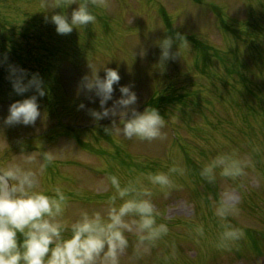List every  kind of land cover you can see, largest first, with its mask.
<instances>
[{"label": "rangeland", "instance_id": "374dc122", "mask_svg": "<svg viewBox=\"0 0 264 264\" xmlns=\"http://www.w3.org/2000/svg\"><path fill=\"white\" fill-rule=\"evenodd\" d=\"M78 3L67 9L56 8V12L66 11L70 16ZM109 3L104 10L95 8L89 0L97 24L60 35L54 23L42 22L46 21L42 17L51 12L49 8L40 9L43 3L30 8L23 5L18 10V0H0L1 16L14 23L30 19L25 23L27 28L21 25L11 27V31H16L14 37L21 44L30 47L33 69L26 58L28 67L18 68L23 64L19 60L18 66H11L28 75L44 73L41 77L46 90L39 99L43 121L38 119L35 126L4 125L8 102L31 96L34 90L17 95L12 84L16 78L13 68L0 56V95L18 98L0 99V156L20 135H38L58 123L93 126V132L56 130L43 142L48 144V155L54 157L50 173L59 183L52 185L60 186L68 198L62 222L70 225L81 210L106 214V201L113 192L109 175L119 176L125 184L142 180V174L183 167L185 176L176 177L183 187L167 196L157 193L153 198L162 221L170 228L169 235L142 259L134 256L136 237L130 236V247L121 255L120 264H264V256L257 255L264 250V0ZM11 7L15 8L13 16ZM43 24L49 26V34L47 29L40 39L37 33L45 32ZM19 34L23 38L19 39ZM177 34L183 39L173 43L174 58L161 67L158 41ZM45 62L50 70L39 71ZM91 65L101 77L105 75L104 66L119 68L121 80L114 85L113 100L107 106L121 97V85H134L138 100L133 107H155L168 121L164 139L148 142L107 134L105 128L113 123L122 127L120 116L94 121L89 110H101L99 97L92 102L89 96L94 93H78L82 77L91 75ZM82 102L84 109L79 108ZM233 152L252 163L245 176L236 180L218 176L215 183L201 177L206 162ZM56 159L63 160L61 165ZM23 160L26 165L19 164L20 158L15 165L0 161V168L31 170L42 184L44 177H40L35 157ZM231 194L238 197L239 214L221 220L215 215L216 207L222 197ZM229 223L246 235L231 245V250H223L217 247L219 234L222 225ZM200 226L204 228L203 237L196 236Z\"/></svg>", "mask_w": 264, "mask_h": 264}, {"label": "clouds", "instance_id": "9594fccd", "mask_svg": "<svg viewBox=\"0 0 264 264\" xmlns=\"http://www.w3.org/2000/svg\"><path fill=\"white\" fill-rule=\"evenodd\" d=\"M78 0H44L42 8L67 9ZM95 8L107 10L109 0H91ZM56 25L60 35L72 33L74 29H85L89 24H97V16L89 6V0H79L78 7L69 14L66 11L53 13L45 17ZM177 34L175 38L167 36L158 41L161 50V67L164 61L174 58L171 49L175 40H182ZM105 75L91 65V75L82 77L78 85L79 92L94 93L89 96L92 102L99 97L101 110L90 109L94 121L120 116L122 127L113 123L105 128L109 135L122 136L126 140L152 142L164 139L163 130L168 121L155 108L147 107L138 111V96L133 91L134 85H121V97L111 107L108 101L113 100L114 85H119L121 75L119 68L104 66ZM13 90L24 96L30 90L34 94L17 100L9 106L8 115L3 124L7 126H35L38 119L43 121L39 99L46 95L44 82L38 73H33L25 82L27 72L13 68ZM20 72L22 75L16 76ZM82 102L79 108L84 109ZM130 112V118L127 117ZM48 164L54 157L46 155ZM252 163L241 158L237 153L220 154L206 162L200 175L209 183H215L217 177L236 180L246 175ZM139 181L121 183L117 175H109L108 182L113 190L106 201L107 213L81 210L78 219L70 225L62 222L67 200L60 186L49 192L40 189V181L36 173L19 166L0 171V264H120L121 255L130 247L129 237L135 235L136 243L133 253L142 259L170 233L166 222L162 221V213L154 203L157 193L165 196L180 190L183 185L176 177L185 176L183 167H172L167 172L157 171L142 174ZM238 197L226 195L219 200L215 215L221 220L239 214ZM219 234L217 247L231 250V245L245 238V232L232 224H223ZM197 237L205 235L202 226L197 227ZM174 248V246H173Z\"/></svg>", "mask_w": 264, "mask_h": 264}, {"label": "bare ground", "instance_id": "6f19581e", "mask_svg": "<svg viewBox=\"0 0 264 264\" xmlns=\"http://www.w3.org/2000/svg\"><path fill=\"white\" fill-rule=\"evenodd\" d=\"M29 5H33V3H30Z\"/></svg>", "mask_w": 264, "mask_h": 264}]
</instances>
